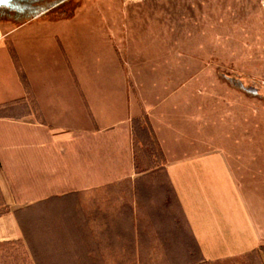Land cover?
Wrapping results in <instances>:
<instances>
[{
    "label": "rangeland",
    "instance_id": "1",
    "mask_svg": "<svg viewBox=\"0 0 264 264\" xmlns=\"http://www.w3.org/2000/svg\"><path fill=\"white\" fill-rule=\"evenodd\" d=\"M47 1L38 13L0 16V42L19 49L13 39L28 28L78 16L83 38L113 48L115 66L138 78L145 97L177 96L179 116L191 117L211 146L264 159V0ZM146 121L138 117L133 134L135 169L146 175L23 211V239L0 244V264H257L203 261Z\"/></svg>",
    "mask_w": 264,
    "mask_h": 264
},
{
    "label": "crops",
    "instance_id": "2",
    "mask_svg": "<svg viewBox=\"0 0 264 264\" xmlns=\"http://www.w3.org/2000/svg\"><path fill=\"white\" fill-rule=\"evenodd\" d=\"M80 22L28 28L13 39L19 49L0 42V244L23 239L19 214L32 206L146 175L133 149V121L145 114L203 261L264 264V159L211 146L179 116L177 96L145 97L112 47L83 38Z\"/></svg>",
    "mask_w": 264,
    "mask_h": 264
},
{
    "label": "flooded vegetation",
    "instance_id": "3",
    "mask_svg": "<svg viewBox=\"0 0 264 264\" xmlns=\"http://www.w3.org/2000/svg\"><path fill=\"white\" fill-rule=\"evenodd\" d=\"M34 1L36 3H34ZM47 0H10L8 5L0 6V16L13 15L18 17L24 14L33 13L35 10L48 4Z\"/></svg>",
    "mask_w": 264,
    "mask_h": 264
},
{
    "label": "water",
    "instance_id": "4",
    "mask_svg": "<svg viewBox=\"0 0 264 264\" xmlns=\"http://www.w3.org/2000/svg\"><path fill=\"white\" fill-rule=\"evenodd\" d=\"M9 1H10V0H0V6H6V5H8V2H9ZM58 1H61V0H57V1H55L54 3H51L50 6H51V5H54V4H57ZM48 6H49V5H47V6H45V7L43 6V7L39 8V9L35 10L33 13L41 12V11L47 9ZM46 7H47V8H46Z\"/></svg>",
    "mask_w": 264,
    "mask_h": 264
},
{
    "label": "trees",
    "instance_id": "5",
    "mask_svg": "<svg viewBox=\"0 0 264 264\" xmlns=\"http://www.w3.org/2000/svg\"><path fill=\"white\" fill-rule=\"evenodd\" d=\"M136 121H138V118L137 119H135L134 121H133V134H134V131H135V123H136ZM147 124V125H146ZM146 127H147V129H148V134H149V136L151 137V139L154 141V135H153V132H152V129L150 128V126L148 125V123H147V121H146Z\"/></svg>",
    "mask_w": 264,
    "mask_h": 264
}]
</instances>
